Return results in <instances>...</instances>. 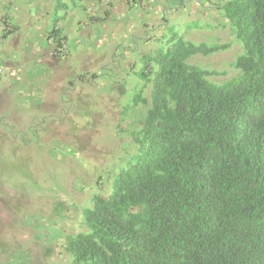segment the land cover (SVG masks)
<instances>
[{"label":"rangeland","instance_id":"rangeland-1","mask_svg":"<svg viewBox=\"0 0 264 264\" xmlns=\"http://www.w3.org/2000/svg\"><path fill=\"white\" fill-rule=\"evenodd\" d=\"M140 4L0 0V264L70 262L64 237L83 230L80 209L92 193L111 191L100 176L132 153V131L150 108L152 87L136 77L140 56L166 49L175 33L229 45L190 63L218 73L210 79L217 84L239 76L232 63L242 45L216 5ZM58 27L68 37L61 56L45 37ZM9 28L16 32L3 39ZM137 90L148 104L129 105ZM9 169L19 178H7Z\"/></svg>","mask_w":264,"mask_h":264},{"label":"trees","instance_id":"trees-1","mask_svg":"<svg viewBox=\"0 0 264 264\" xmlns=\"http://www.w3.org/2000/svg\"><path fill=\"white\" fill-rule=\"evenodd\" d=\"M214 5L242 45L232 63L239 76L217 84L218 73L190 63L229 45L175 33L166 49L140 56L150 108L132 131V153L100 176L111 191L92 193L83 230L64 237L68 264H264V0ZM45 37L59 56L67 50L62 28ZM128 94L130 106L148 104L142 90Z\"/></svg>","mask_w":264,"mask_h":264},{"label":"clouds","instance_id":"clouds-1","mask_svg":"<svg viewBox=\"0 0 264 264\" xmlns=\"http://www.w3.org/2000/svg\"><path fill=\"white\" fill-rule=\"evenodd\" d=\"M9 170H10V169H9ZM7 171H8V170H6V177H7V178H12V177H14V176H10V175H8V174H7ZM11 171H12V170H11ZM13 172H14V171H13ZM17 176H19V175L17 174ZM16 178H17V177H16ZM2 179H3V178H2Z\"/></svg>","mask_w":264,"mask_h":264}]
</instances>
